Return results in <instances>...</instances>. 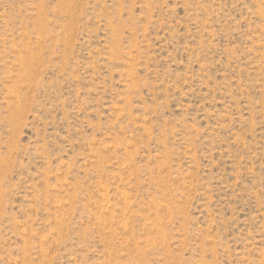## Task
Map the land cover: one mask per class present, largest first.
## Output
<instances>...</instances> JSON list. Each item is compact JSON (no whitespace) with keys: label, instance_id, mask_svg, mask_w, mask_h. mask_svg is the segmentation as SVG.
Returning <instances> with one entry per match:
<instances>
[{"label":"rangeland","instance_id":"374dc122","mask_svg":"<svg viewBox=\"0 0 264 264\" xmlns=\"http://www.w3.org/2000/svg\"><path fill=\"white\" fill-rule=\"evenodd\" d=\"M0 264H264V0H0Z\"/></svg>","mask_w":264,"mask_h":264}]
</instances>
